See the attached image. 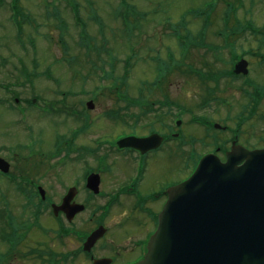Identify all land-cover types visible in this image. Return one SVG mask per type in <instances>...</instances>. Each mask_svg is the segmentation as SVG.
I'll return each mask as SVG.
<instances>
[{
	"label": "rangeland",
	"instance_id": "1",
	"mask_svg": "<svg viewBox=\"0 0 264 264\" xmlns=\"http://www.w3.org/2000/svg\"><path fill=\"white\" fill-rule=\"evenodd\" d=\"M66 1L78 9L83 29L75 23ZM45 2L47 6L53 5L58 9L64 24L60 25L58 19L45 12ZM9 4L10 0H3L2 3L0 0V83L23 78L18 63L21 61L26 68L25 73L33 79L32 86L44 97H52L61 88L76 92L82 91V88L86 92L85 96L74 99L68 97L66 103H74L76 109L82 111L83 106L79 101L86 102L93 96L94 108L87 115L92 123L86 138L92 148L96 144H102L101 149L96 148V154L108 157L101 167L99 157L76 155L80 149L76 141H72V148L75 150L66 153L63 145L56 144L59 136L56 132L67 131L68 126L60 124L54 128L53 121L46 117H36L30 121L38 132L35 137L40 143L34 152L38 150V155L29 157L27 149L19 143L29 140L30 135L25 129L23 132L17 121L18 116L12 111V99L8 95L3 97L4 91L0 88V156L11 161L14 171L26 170L28 175L36 178L48 199L47 204L60 202L67 189L75 185L74 180L80 179L83 170L81 166L100 168L101 171L95 172L103 175L99 195L90 193L88 196L86 190L78 188L77 192L80 200L86 204V210L75 217L72 223L60 220L66 223L64 227L67 234L60 241L56 238V231L61 222H57L55 226L54 222L49 223L52 219L48 216V208L41 206L35 215L37 218L33 217V213H37L36 206H33L37 199L34 189L27 191L23 187L31 194L28 198L26 194L24 198L31 199L25 200L14 193L12 186L2 184L0 195L5 194L8 203L10 200V212L20 222H30V228L25 234L21 230L25 237L13 254L0 241V263L38 264L31 254L28 255L30 247L38 251L47 249L56 255L54 259L58 264H90L80 248L85 233L98 222H103L108 229L99 248L96 247L98 254L100 251L108 254L112 250L108 243L110 237L123 246L128 237L141 239L146 229L150 228V220L143 211L149 209L150 204L141 207L138 203L140 199L134 198L135 194L129 197L120 195L116 202L111 203L109 210L105 211L104 203L109 194L123 185H126L125 191L132 187L134 191L144 187L145 190L149 188L156 192L166 183L165 179L171 173H174L172 180H180L191 170L192 159H187L189 153L186 146L183 151L176 146H173L174 150L168 149V145L178 144L174 140L171 144L165 143L159 153L144 162L143 176L137 178L136 174L132 176L136 161L132 165V155L119 154L115 150V142L124 136H147L151 132L170 137L179 130L184 134L183 137L191 136L199 141L192 145L198 150V155L213 149L216 143L213 142L211 133L204 134L199 124L190 121L192 117L203 118L205 115H210L213 120L219 118V112L214 108H209L212 113L202 110L204 82L199 73L213 71L211 55H217V50L209 52L203 47L206 44L208 47L218 48L220 38L216 37V33L222 31L224 25L221 16L231 8L235 11L230 14L227 27L246 29L245 24L250 23L256 28H262L264 0H17L18 6L20 4L23 11L31 17L30 22L24 20L21 23L20 34L9 18ZM127 11H130L128 15L125 14ZM121 12L126 17L124 20L121 19ZM204 22L209 24L205 26ZM191 39L195 45L187 49L186 40L189 46ZM133 52L128 76L119 79L124 70V58ZM167 58L169 67L165 77L160 72L162 80L157 86H153L154 77L158 75L157 67L160 62L165 63ZM110 64L111 70L113 68L110 77H100L110 71ZM99 66L104 69L100 67L99 70ZM114 84L116 90L113 88ZM115 92L124 95V98L119 99ZM30 93L28 91L24 97L28 98ZM139 96L142 99H137ZM135 100L140 105L129 103ZM113 111L117 112L118 117L107 115ZM236 111L237 109H233V113ZM176 112H180L181 116L177 117ZM177 119L181 121L178 128L174 125ZM67 122L73 126L72 121ZM257 129L258 127L253 128L255 134ZM261 129L262 126L258 130ZM253 130L248 131L249 138L252 137ZM247 140L251 144L261 142L258 138ZM73 156L74 163L70 161ZM145 178H148L147 185L142 181ZM158 207L160 209V203ZM2 208L0 206V212ZM144 222L148 226L142 228ZM133 231L139 234H130ZM5 232L7 230L0 217V235ZM119 233L123 235H118ZM130 257L127 254L125 259Z\"/></svg>",
	"mask_w": 264,
	"mask_h": 264
},
{
	"label": "water",
	"instance_id": "2",
	"mask_svg": "<svg viewBox=\"0 0 264 264\" xmlns=\"http://www.w3.org/2000/svg\"><path fill=\"white\" fill-rule=\"evenodd\" d=\"M161 141L152 134L123 138L117 145L144 153ZM2 162L0 169L7 172ZM72 197L69 191L55 213L63 211L70 219L82 210L69 204ZM103 231L95 230L84 248L89 249ZM136 264H264V149L232 147L225 162L214 154L203 156L188 179L167 190L147 252Z\"/></svg>",
	"mask_w": 264,
	"mask_h": 264
},
{
	"label": "flooded vegetation",
	"instance_id": "3",
	"mask_svg": "<svg viewBox=\"0 0 264 264\" xmlns=\"http://www.w3.org/2000/svg\"><path fill=\"white\" fill-rule=\"evenodd\" d=\"M245 26L247 27L246 29L242 27L239 28L238 26L227 27L226 33L221 32L219 34L220 43L217 48V55H211V63L214 65L213 71L204 73V77L201 79V81L204 82L203 96L201 98L202 110L207 113H212L209 111V108H214L219 112V118L217 120H213L210 115H205L206 118L203 117L198 122L203 128L204 134L211 133L213 142H216V146L213 149L207 150L204 153L215 152L221 159H225L227 152L232 149L233 145H239L248 150L264 149V25L262 28H256L255 25L246 23ZM241 61H244L242 62L244 65L240 64ZM236 67L238 72H235ZM3 90L6 93V89ZM7 90L9 93L13 92L14 94L19 95L17 91H12L8 88ZM20 96L21 95H19V98ZM233 109H237V111L233 113ZM36 117H41L40 113L30 112V114H28L27 121L31 128H28L27 131L30 136L38 134L32 123H30V121ZM78 122L79 129L75 133V141L78 142V148H80L79 151L85 156H94L96 145L92 148L90 142L86 138L88 136L87 130L90 128L92 121L90 119H82ZM214 124L219 125V129L215 135L212 134ZM245 125L246 127H244ZM250 126H253V128L258 127V129L262 126V129H257V134H255L253 128ZM250 129L253 130V135L249 138L248 131ZM256 138L261 140L260 144H251V142L247 140ZM196 142L199 141H194L192 144L194 145ZM171 143L172 142H169V144ZM56 144L57 146H61L58 142H56ZM37 146L38 144L34 146L35 150ZM173 146H176V144L168 145V149L174 150ZM116 151L122 154L133 152L138 157L137 160L140 163V170H132V176L135 174V171L136 173L138 171L137 178L143 176L144 162L149 158H153V155L159 153L158 150L148 151L144 154H140L134 150L131 151L130 149ZM187 153H190V151ZM27 155L29 157L36 156L38 155V150L36 153L27 152ZM6 160L9 163L11 162L8 159ZM11 170L13 169L11 168ZM91 173H97L95 172L94 166H83V170H81V178L77 183V190L79 187L86 190V179ZM99 175L102 182L103 175L101 173H99ZM173 175L174 173H171L165 179L166 183L162 188L155 190L157 191V194L149 188V191L147 188L145 190L144 187H140L137 191H134L133 187L132 189L125 191L124 187L126 185H123L115 191L116 198L114 199V202H116L120 195L129 197V195L133 196V194H135V200L138 198L140 199V201H138V203H140L139 206L143 207L150 204L149 209L143 210L146 217L150 220V228L148 227V229H146L147 231L143 233L144 236L141 239H136V237L125 238L127 241L123 243V246H121L119 242L113 241V238L110 237V235L108 243L112 250L109 251L108 254H105L103 251H100L98 254L96 253V247L104 239L103 236L95 243L89 253L84 254L90 264H92L93 259L97 258L111 259L110 264H134L143 256L146 247V240L155 229V213H158L159 203L161 204V202L163 203V201L166 200L164 189L177 183V180L171 179ZM131 180H133V178ZM143 180L146 185L149 183L148 178L142 179V181ZM86 194L89 196L88 191ZM160 195L163 196V199H161ZM74 202L85 205L83 200H80L79 192H77ZM81 214L82 213L77 214L75 217ZM59 216L63 217L64 215L59 213ZM147 226L148 223L144 222L142 228ZM133 233L136 235L139 234V232L136 231H133L130 234ZM118 235H123V233H119ZM18 246L19 245H17V247ZM16 250H18V248H16ZM127 254L131 257L125 259Z\"/></svg>",
	"mask_w": 264,
	"mask_h": 264
},
{
	"label": "trees",
	"instance_id": "4",
	"mask_svg": "<svg viewBox=\"0 0 264 264\" xmlns=\"http://www.w3.org/2000/svg\"><path fill=\"white\" fill-rule=\"evenodd\" d=\"M76 11V10H75ZM76 18L78 19V12L76 11ZM98 24H100V22H98ZM103 63H104V61H103ZM129 64H130V66H131V62H130V59L128 58V59H126L125 61H124V70H123V74H122V76H121V79H125L127 76H128V72L130 71V66H129ZM124 75V76H123ZM117 96H119V95H117ZM120 99V98H119ZM137 99H142V97L141 96H139ZM130 104H133V103H137V101L135 100V102H129ZM109 117H115L114 115H110Z\"/></svg>",
	"mask_w": 264,
	"mask_h": 264
}]
</instances>
